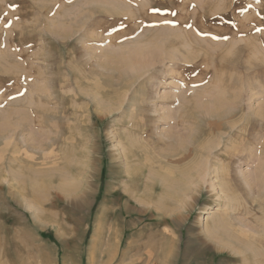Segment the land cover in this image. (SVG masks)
I'll list each match as a JSON object with an SVG mask.
<instances>
[{"label":"rangeland","instance_id":"1","mask_svg":"<svg viewBox=\"0 0 264 264\" xmlns=\"http://www.w3.org/2000/svg\"><path fill=\"white\" fill-rule=\"evenodd\" d=\"M189 135L217 141L208 174L193 146L125 222L122 254L264 264V0H0V264H106L122 147L159 168Z\"/></svg>","mask_w":264,"mask_h":264},{"label":"bare ground","instance_id":"2","mask_svg":"<svg viewBox=\"0 0 264 264\" xmlns=\"http://www.w3.org/2000/svg\"><path fill=\"white\" fill-rule=\"evenodd\" d=\"M158 39V38H156ZM165 46V44H164ZM158 47V46H157ZM162 47V46H161ZM165 48V47H164ZM140 50V49H139ZM148 50V49H147ZM151 50V49H149ZM163 50V49H162ZM138 51V50H137ZM146 51V49H145ZM143 51V52H145ZM167 51V50H166ZM136 52V51H135ZM152 52V51H151ZM168 52V51H167ZM149 53V52H148ZM164 53V52H163ZM166 53V52H165ZM136 55V53H134ZM133 54V55H134ZM139 54H141L139 52ZM169 54V53H167ZM142 55V54H141ZM147 55V54H146ZM162 55V54H161ZM171 55V54H169ZM160 56V55H159ZM166 56V55H164ZM168 56V55H167ZM138 57V55H137ZM140 57V56H139ZM169 57V56H168ZM129 58V56L127 57ZM133 58H136L133 56ZM164 58V57H163ZM171 58V56H170ZM157 59V58H156ZM169 59V58H168ZM172 59V58H171ZM161 60V59H160ZM163 60V59H162ZM124 61V59H123ZM143 61V60H141ZM125 62V61H124ZM126 63V62H125ZM127 64V63H126ZM141 65V64H140ZM146 65V63H145ZM240 65V64H239ZM150 66V65H148ZM121 68V67H120ZM149 68V67H148ZM117 69V67H116ZM119 70V69H117ZM140 70V69H139ZM144 70H146V68H144ZM143 73V72H142ZM141 73V74H142ZM140 74V75H141ZM127 75V74H126ZM139 76V73H136L134 75V77H137ZM117 77V76H116ZM120 77V76H119ZM127 77V76H126ZM117 80V79H116ZM119 80V79H118ZM129 81V80H128ZM125 82V81H124ZM127 83V82H126ZM131 83V82H130ZM247 83V82H246ZM248 85V83L246 84V86ZM118 87V86H117ZM120 87V86H119ZM118 87V88H119ZM246 88H249L248 86ZM128 89V87H127ZM123 90V89H122ZM98 91V90H97ZM117 91V90H115ZM90 92V91H88ZM86 92V93H88ZM248 92V91H247ZM98 93V92H97ZM96 93V94H97ZM211 93V92H210ZM244 93V92H243ZM252 93V92H251ZM254 93V92H253ZM99 94V93H98ZM117 94V93H116ZM207 94V93H206ZM250 94V93H249ZM210 95V94H209ZM212 95V94H211ZM220 95V94H219ZM218 95V96H219ZM100 96V95H99ZM208 96V95H207ZM222 96V95H221ZM224 96V95H223ZM245 96V95H244ZM249 96V95H248ZM114 97V96H112ZM111 97V98H112ZM124 97V95H123ZM213 98V97H212ZM116 99V98H115ZM120 99V98H119ZM191 99V98H190ZM209 99V98H208ZM223 99V97H222ZM245 99V98H244ZM193 100V99H192ZM203 100V99H202ZM201 100V101H202ZM221 100V99H220ZM120 101V100H119ZM217 101V100H216ZM223 101V100H221ZM248 101V100H247ZM109 103V102H108ZM224 103V102H223ZM110 104V103H109ZM112 104V103H111ZM118 104V103H117ZM122 104V103H121ZM201 104H203L201 102ZM200 104V105H201ZM226 104V103H225ZM223 104V106L225 105ZM248 104V103H247ZM90 105V104H89ZM207 105V104H206ZM211 105V104H210ZM228 105V103L226 104ZM114 106V105H113ZM121 106V105H120ZM198 106V105H197ZM205 106V104H204ZM248 106V105H247ZM108 107V105H107ZM106 107V108H107ZM210 107V106H209ZM208 107V108H209ZM213 107V106H212ZM215 107V106H214ZM251 107V106H250ZM121 108V107H120ZM211 108V107H210ZM209 108V109H210ZM224 108V107H223ZM112 109V107H111ZM208 109V110H209ZM216 109V108H215ZM222 110V109H220ZM110 111V110H109ZM113 111V110H112ZM207 112V111H206ZM210 115V117L214 116V117H218V116H221L222 113H214L212 114V112H208ZM225 113V112H224ZM105 115V114H104ZM202 115V114H201ZM225 117L226 114H224ZM224 118V117H223ZM222 118V119H223ZM234 120V119H232ZM226 121V120H225ZM229 121V120H227ZM235 122V121H233ZM238 122V121H237ZM236 123V122H235ZM234 123V124H235ZM180 124V123H179ZM232 124V123H230ZM178 125V124H177ZM229 125V124H228ZM237 125V124H236ZM254 125V124H253ZM235 125H233L232 127H234ZM185 128V127H184ZM19 130V129H18ZM220 131V130H219ZM223 131V130H222ZM239 131V130H238ZM180 132V131H179ZM240 132V131H239ZM223 134V132H220ZM13 134V133H12ZM177 135V134H176ZM135 136V135H134ZM137 136V135H136ZM185 136V135H184ZM187 136V135H186ZM226 136V134L224 135ZM127 137V136H126ZM180 137V136H178ZM138 138V137H137ZM181 138V144L182 146H180L181 148H179L177 150V148H175L176 151L172 152L169 154V153H162L161 157L158 159V162H159V168L158 166H156L155 164L151 163L149 164V161H150V157H144V159H141L138 161V163L135 165L133 164L132 162V159H135L133 158V154H130V151H129V146L126 145V147H122L123 150V157L125 158L124 162L126 161V167H127V174L129 175V183H128V186H127V189H129V191L131 193H133L134 195L132 196V194L130 192H128L127 195L123 196V199L126 200V203L123 204L124 206L121 208V210L119 212H114L112 214L109 215L110 218L113 219V223L111 224V227H109V232H108V246L106 247V249L103 251V256H104V259L102 261H104L106 259V264H121V261L122 262H125V261H128L129 263L128 264H156V255H155V252L154 251H150L147 254L146 258H141L140 257V245L137 241H132L129 244L128 246V251L126 253H123L122 254V246H123V243L124 241L127 240V237H128V231L126 230V226H125V222H130L131 219H132V215L133 214H142V213H145L147 214L146 212V207L144 206H147V205H144V201H145V194L146 196L148 197L150 194L153 198L156 190H160V189H164V190H167V189H170L171 187V184H173V180H172V177L179 174V176L183 173V171L180 173L181 170H179L178 168L179 167H175L176 165H181V163H183L184 161L186 162V160H189L188 158L190 157L191 155V149L193 146L197 147L196 149H198L196 151L197 155H196V158H203L204 160L200 163L203 164V167L200 168V171H201V176H200V179H204L205 176L208 174L207 172V165H208V159L211 157L213 151L215 150L216 148V144L212 141V142H207L204 144V142H201L199 143L197 141V138H196V135L195 137H191L189 135V138H182V136L180 137ZM195 138V139H194ZM128 139V138H127ZM130 139V138H129ZM135 139V138H134ZM133 140V139H132ZM136 140V139H135ZM222 140V139H221ZM131 141V139H130ZM188 141V142H187ZM211 141V140H209ZM231 141V140H230ZM135 142V141H134ZM184 142H187V143H184ZM123 143V142H122ZM179 143V144H180ZM195 143H197V145H195ZM126 144V143H125ZM131 147H133L134 149H136V144H133L131 142ZM140 144V143H139ZM122 145V144H121ZM261 147L259 148L262 152V154L258 155V159L261 160V158L263 159L264 158V144L261 143ZM128 146V147H127ZM52 151V150H51ZM144 151H146L148 154H150L147 146L144 148ZM217 153V152H216ZM154 156V155H153ZM254 156V153L251 154V157H250V160L253 158ZM193 156H191L192 158ZM256 157V158H257ZM49 158V157H48ZM51 158V157H50ZM49 158V159H50ZM190 158V160H191ZM54 159V158H53ZM138 159V158H137ZM146 160V161H145ZM156 160V159H154ZM213 160V159H212ZM104 161V159H103ZM56 163V162H55ZM104 163V162H103ZM52 164V163H51ZM43 165V164H42ZM49 165V164H48ZM54 165V163H53ZM22 167V166H21ZM254 167V166H253ZM23 168V167H22ZM182 168V167H181ZM192 168V167H191ZM221 168V167H220ZM226 169H229V168H226ZM119 170V169H118ZM126 171V170H125ZM188 171V170H187ZM209 171V170H208ZM215 171V175H217V179L220 178V169L219 167L215 168L214 169ZM188 173V172H187ZM226 173V172H225ZM175 174V175H174ZM184 174H185V171H184ZM196 174L198 175L199 174V170L196 169ZM228 174V172L226 173ZM224 174V175H226ZM189 175V174H188ZM187 175V176H188ZM213 175V174H212ZM176 177V176H175ZM186 176H184L185 178ZM190 177V176H189ZM188 177V178H189ZM187 178V179H188ZM222 178V177H221ZM190 179V178H189ZM189 179H188V182H189ZM194 180V179H193ZM89 182V181H88ZM125 182V181H124ZM206 182V181H205ZM216 184V183H215ZM26 185V184H25ZM92 185V184H91ZM194 185L199 186L200 188V182H196ZM213 186V185H212ZM28 187V186H27ZM195 187V186H194ZM214 187V186H213ZM126 188V187H125ZM252 188V187H251ZM214 191V189H213ZM26 192V190H25ZM28 192V191H27ZM31 192V191H30ZM188 192V191H186ZM34 193V192H33ZM167 193V192H166ZM28 195V194H27ZM30 195V194H29ZM33 195V194H32ZM131 196L134 197L135 199L132 200L131 199ZM91 197V196H90ZM184 197V196H183ZM121 198V197H120ZM138 198V199H137ZM152 198H150L152 200ZM89 199V198H88ZM181 199V198H180ZM189 199V198H188ZM191 199V198H190ZM196 199V198H195ZM200 199V198H199ZM147 202L150 203V200H148V198H146ZM183 200V199H182ZM197 200H198V197H197ZM255 200V199H254ZM90 201V200H89ZM200 201V200H199ZM186 202V201H185ZM189 202V201H188ZM198 202V201H196ZM182 203V202H181ZM192 203V201H191ZM183 204V203H182ZM28 205V204H27ZM24 206V204L22 205ZM140 206V207H139ZM181 206V205H180ZM195 206V205H194ZM193 206V207H194ZM21 207V206H20ZM29 207V206H28ZM177 207V206H176ZM31 208V207H30ZM175 208V206H174ZM173 208V209H174ZM178 208V207H177ZM191 208V207H190ZM195 208V207H194ZM109 209V208H108ZM133 209V210H132ZM193 209V208H192ZM133 212H131V211ZM115 211V210H114ZM117 211V209H116ZM171 211V210H170ZM108 213V212H107ZM133 213V214H132ZM168 213V212H167ZM174 213V211H173ZM177 213V212H176ZM179 213V212H178ZM257 213V212H255ZM106 215V214H105ZM102 216V215H101ZM105 217V216H104ZM190 217V216H189ZM163 218V217H162ZM141 219V218H140ZM139 219V221H140ZM185 219V218H183ZM187 219V218H186ZM102 220V219H101ZM179 220V219H178ZM189 220V219H188ZM79 222H81L83 224L84 222V219L82 220H79ZM103 222V221H102ZM108 223V222H107ZM180 223V222H179ZM168 224V223H167ZM184 224V223H183ZM177 227V226H176ZM258 227V226H257ZM184 228V227H183ZM165 229V228H164ZM171 229V228H170ZM164 231V230H163ZM131 234L132 235H135L136 234V231L131 229ZM103 233V232H102ZM165 233H168V232H165ZM176 234V233H175ZM229 235V234H228ZM231 236V235H230ZM242 236V235H241ZM223 237V236H222ZM231 237H234L233 235ZM236 237V236H235ZM246 237V236H245ZM252 238V237H251ZM250 238V239H251ZM234 239V238H233ZM245 239V238H244ZM226 240V239H225ZM246 240V239H245ZM248 241V239L246 240V242ZM257 241V240H256ZM255 241V242H256ZM179 242V241H178ZM226 242V241H225ZM246 242H242L240 240V238L237 237V239L235 240H232L231 242L229 241V243H223V242H219L218 243V248L220 251H224V250H230L232 249V247L234 246V243H235V246H241V247H244L246 248L248 245ZM112 243V245H110ZM152 246V245H151ZM250 246H251V243H250ZM254 246V245H252ZM174 247V246H173ZM153 248H154V245H153ZM172 248V247H171ZM177 248V247H176ZM150 249V248H149ZM152 249V248H151ZM158 249V248H157ZM154 250V249H152ZM180 250V249H179ZM156 251V250H155ZM177 252V250H175ZM173 252V251H172ZM175 252V254H176ZM179 253V251H178ZM159 254V253H158ZM173 254V253H172ZM174 254V255H175ZM173 255V256H174ZM102 256V257H103ZM101 257V258H102ZM100 258V259H101ZM176 258V257H175ZM178 261V259L176 260ZM93 262H95L93 260ZM171 262H174L173 261V257H172V261ZM158 264V263H157Z\"/></svg>","mask_w":264,"mask_h":264},{"label":"snow or ice","instance_id":"3","mask_svg":"<svg viewBox=\"0 0 264 264\" xmlns=\"http://www.w3.org/2000/svg\"><path fill=\"white\" fill-rule=\"evenodd\" d=\"M58 7V6H57ZM153 11H159V9H153ZM173 15H175V13H173ZM167 22V21H166Z\"/></svg>","mask_w":264,"mask_h":264}]
</instances>
